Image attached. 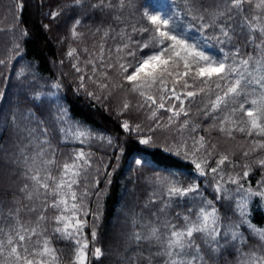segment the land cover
Returning <instances> with one entry per match:
<instances>
[{
    "label": "rangeland",
    "instance_id": "1",
    "mask_svg": "<svg viewBox=\"0 0 264 264\" xmlns=\"http://www.w3.org/2000/svg\"><path fill=\"white\" fill-rule=\"evenodd\" d=\"M20 7V5L17 6L18 9ZM163 8L166 12H163L161 16L165 18L171 17L173 10H170L168 6H163ZM6 11L10 18L0 11V61H4V63H0V93L3 94L0 95V192H3L5 188L7 189L6 186H8L10 190L19 194H16L14 196L15 199H13V192L7 193L8 196L0 193V211L3 212V217H0V219H5L10 210L15 214V210L19 208L20 213L15 219H7L0 226L4 227L5 231H7L9 228L15 227L16 220H18L25 227H36L37 218L43 212L46 219L39 222V228L37 230H43L44 236L39 237V239L43 240L47 238L52 241L55 237H59L60 239L64 238L63 240L75 244L76 253L77 245L74 240L61 236L54 229L57 227L63 229L65 224H67L68 231L74 233L76 231V218H79L85 223H83L79 235L75 238L79 239L81 243L87 242V248L85 249L87 254L86 264H91L93 258H96L94 256V250L99 248L94 247L92 249L91 243L93 242L95 245L100 246L101 243L99 240L93 239V235L91 236V240L87 239L85 229L89 225L90 220L88 219L89 214L85 215V212L88 213V211L80 207L74 213L71 206L73 203L80 205L78 202V191L86 188L87 178L98 175V166L93 162L94 157L99 158L103 170L106 169V165L102 162L103 159L111 167L113 164L112 169H115L122 163L123 150L121 146L117 145L119 144L118 139L116 140L107 133L98 132L92 126L71 116L69 107L63 99L64 89L59 80L42 76L36 71L35 66L24 57L20 39L25 35V31L15 22L13 10L7 9ZM2 26L7 27L8 30L1 29ZM175 30V34L180 35L177 29ZM192 34V38L187 34L180 36L189 45H194L197 50L203 51L206 55L218 60L216 55L209 54L202 48L199 44L201 38L197 37V39L195 38V33L192 32ZM261 57H264V53L259 51V57L255 59ZM19 58H21V61H18ZM83 58L85 59L82 60ZM96 59L97 56L91 53L89 54V58L78 53L75 62L78 61L79 65L76 68L86 69L88 62L90 60L95 61ZM99 62L102 63L100 58ZM227 62L232 63L233 60H227ZM180 67L182 68H179V71L184 70L182 62L180 63ZM103 73V71H100L102 77L104 76ZM186 80L189 87L185 88L182 83L180 91L184 94L187 91L198 92V95L194 98L184 95L180 99V101H183V104L185 103L184 111L187 112V115H184L182 112L179 116H174L173 112L168 111L169 108L178 109L173 106V103L165 102L166 99L163 96V91L158 90L160 85L157 83L151 89L142 90L147 95L153 96L156 99V104H152L149 101V110L142 113L143 118L141 121L143 126L140 127L138 124L125 118L124 121H127L130 125L129 130L125 131L127 133L137 134L136 137L139 141L151 137V143L147 145L162 144L165 146V150L190 160L194 168L195 162L206 161L204 166L205 174L201 175L195 168V179L191 181L186 179L184 181L185 185H180L178 181L180 179L179 177L175 179L177 180L175 185L173 181H169L173 177L167 180L165 186L160 185L162 182L160 178L154 181L157 186L165 188L169 186L181 188L193 185L199 186V194L178 197L183 203L188 201L192 204V207L189 208L192 209L191 212L187 211L185 206L180 205L178 200L177 206L172 205V210L170 207L168 208V215L172 216V218L167 221L174 224L176 230H181L185 227L184 216H190L192 220H195L196 210L205 206L203 201H210L212 206L215 207L223 230L232 229L236 225L241 224V216L235 206L234 200L217 199L218 194L215 191V186L217 182H220L224 189H227L230 193L233 192L237 185L229 181V177H232L238 179L239 183L243 184L245 189L250 186L253 191H264V166L258 163L260 160H264V148L260 147V144L264 143V136L258 135L255 131L252 135H248L247 129L250 125L246 122L247 117L239 110L234 114L232 113V109L238 108V105L243 102V98H238L235 101L229 100L227 107L222 106L217 111L212 112L209 105L211 101L215 100V90L212 93H208L207 91L200 93L199 89L206 88V85L200 83L199 80L194 82L191 76ZM167 81H171V84L173 82L171 77H167L166 83ZM106 83L114 84L115 81ZM57 84L59 88L55 87ZM32 86H36L38 91L30 92ZM8 87L11 91L9 97H6L8 98L6 100L5 94ZM26 91L34 95L25 93ZM122 94L123 92H120L117 99L122 97ZM161 97H163V100H161ZM253 98L255 96L248 97L249 100ZM125 102V99L120 102L122 109ZM161 102L165 104L164 108H159V103ZM245 107L247 108L248 105H245ZM130 108L138 111L141 110L142 104L139 102L131 104L128 109ZM153 112H155V116H153ZM205 112L209 114L205 115ZM226 115L230 117V120L223 127L225 129H231V135H228L227 131H221V121ZM169 117L172 118L171 122L169 121ZM38 121H43V123H38ZM185 121L188 122L186 125L184 124ZM232 121L236 123L234 124ZM144 123L146 124L145 126ZM237 124L240 127H244L246 131L240 132L236 130ZM137 125L139 126V130H137ZM181 125L184 126L181 127ZM77 126L85 132L84 135L67 131V129ZM29 129L36 130L32 136L28 135ZM43 129L47 130L46 133ZM200 137L204 138V147H200ZM213 145L215 147H212ZM41 148L45 152L42 159L52 161V163L44 167H47V170L55 178V182L57 183L62 175L64 164H75L79 166L77 168H70V173L79 171V176L72 177V179L78 180V183L72 186V191L76 193L77 199L73 201L70 196L67 197V208L64 205H60L59 209L50 206L45 209L44 190H40L41 194L39 196L35 195V186L26 176L29 167L42 166L39 159L35 165L32 163V158ZM197 149L199 150L197 151ZM22 151L23 154H21ZM209 151L212 153L210 156L207 154ZM81 152L84 153V156L77 159L78 154ZM245 153H248V155H245ZM224 155L228 156L229 159L219 166L217 173H212L210 169L216 168L217 161ZM26 157L27 164L25 163ZM245 171L249 173L247 177L243 175ZM160 177L166 178L167 176L163 174ZM221 177L223 178L222 180ZM48 182L50 188L55 186L52 180ZM25 185H28L27 189L21 191V189L25 188ZM64 191H67V189ZM29 194H32L31 199H29ZM53 199H59V197L49 195L48 204H51ZM170 202L172 203V200ZM247 205L246 211L250 219V214L254 210H262L264 212V198L251 197L247 201ZM29 209H35V211H29ZM208 210L210 211L211 209ZM58 215H63L64 217L60 223H57L54 219ZM251 223L253 224L252 221ZM253 225L257 228H264V222ZM133 228L136 229L135 226ZM123 231L122 228H118L115 233L117 236L121 235L124 239ZM237 231L242 233L243 237L246 238L245 244H241L238 241L233 242L230 237L227 241L221 238L219 246H213L218 247L216 251L211 250V248L203 243L200 234H195V242L200 245V255L203 257V264H241V260L243 259L241 252H256L257 255H264V242L254 238L248 230L247 225L241 224ZM96 233L95 231V237ZM167 235L168 233L165 232L161 234V237L163 238ZM0 238H3L2 234H0ZM36 239L37 237H33L30 242V248L31 245L35 244ZM130 241L127 242L126 249ZM135 243L133 241L134 249L130 253H120V255H124L122 259L124 262L122 264H129L125 261L129 260L126 256L131 258L130 264H138L139 259L136 251H139L143 259L147 258L150 253L153 254L152 264H165L166 256L162 254L155 255L156 253H162L163 249L161 244L153 241L151 244L144 243V247L135 248ZM123 244H125L124 240ZM123 244L121 246L123 252H125L126 249L124 250ZM50 247L54 248L57 254V249L52 243H50ZM101 250L103 253V249ZM224 252H230L232 255L226 256L225 254L224 256ZM142 264H147L146 259H144Z\"/></svg>",
    "mask_w": 264,
    "mask_h": 264
},
{
    "label": "trees",
    "instance_id": "2",
    "mask_svg": "<svg viewBox=\"0 0 264 264\" xmlns=\"http://www.w3.org/2000/svg\"><path fill=\"white\" fill-rule=\"evenodd\" d=\"M262 3L264 0L246 2L243 5L242 15L249 20L259 17V23L264 26V7H257ZM109 4L113 7H108ZM18 5L21 6L19 9ZM93 5L98 6L93 7ZM163 6L173 10L172 16L168 18H171V26L177 29L180 35L187 34L192 38V32L195 33V38H201L199 44L202 48L209 54L216 55L218 59L225 56L228 60H233L234 56L236 59L259 57L260 50L256 49L255 45L260 44L264 36L256 32L255 44L250 43L253 34L248 28L240 27L241 16L235 11L233 12L235 19L229 22L234 29V33H229L230 40L221 35L219 27H204V24H213L212 14L224 8L222 0H131V6L124 8L118 7V0H103V4L101 0H79V2L77 0H0V11L10 18L6 10H13L15 22L26 31V35L20 39L24 57L42 76L59 80L64 89L63 99L69 107L71 116L92 126L98 132L107 133L118 139L117 145L123 150L122 163L115 169H112L113 164L111 167L103 159L102 162L106 165V169L103 170L99 158L94 157L93 162L98 166V175L88 177L86 188L78 191V202L89 214L90 223L85 229L87 239L91 240L92 232L95 230L97 232L95 239L100 241L101 246L92 242L91 248L103 249V255L93 258L91 264H122L124 255L121 254L120 257V253H130L134 249V232H146L144 225H151L159 228L161 234L165 233L163 222L172 218L168 215L169 207L172 210V205L177 206V200L180 205L186 207L187 211L192 207L188 201L183 203L178 197L174 196L170 199L166 194L167 188L157 186L154 181L160 178L162 180L160 185L165 186L167 180L173 177L169 181H173L175 185L177 181L175 179L179 177L178 181L182 186L186 179L191 181L196 177L193 163L183 156L165 150L162 144H142L136 137L137 134L127 133L122 128L125 118L140 127L143 126L142 113L149 110L150 102L139 92L132 91V85L123 80L117 72L101 67L102 63L115 64L117 60L123 64L132 62V58L127 56V50L117 52V48H123L124 44H129L132 50L137 52V59L143 57L145 53L151 54L149 49L135 47L136 44L148 42L151 32H134L133 27L137 30L149 27L141 14L150 11L151 14L163 15V12H166ZM52 12H58L59 15L53 18L50 15ZM200 16L204 17L203 21L199 19ZM77 20L80 21L79 24H76ZM215 22L219 24L223 22V18L216 17ZM1 29L8 30L4 26ZM101 46L104 49L102 63L99 62ZM237 50H239L238 56H236ZM70 51L71 56L68 54ZM78 53L88 58L91 53L97 56V59L91 63L90 60L88 67L78 72L76 66L79 62H75ZM18 61H21V58ZM94 66L95 72H93ZM100 71H106L108 78L102 77ZM81 76L84 77V87H80ZM188 78L184 77L175 85L167 81L168 91H163L166 103H173L176 109L180 108V100L174 97L169 99L171 89L175 87L177 95L184 97L185 94L180 91V86L183 80ZM171 80L173 81V77ZM109 81L115 83H106ZM102 84L107 87L102 88ZM9 87L5 98L10 95ZM35 90L38 91L36 86H32L30 92ZM30 92L25 93L31 94ZM88 92L94 93V96L88 95ZM120 92H123L122 97L117 99ZM124 99L129 105L139 102L142 104L141 110L122 109L120 102ZM184 105L185 103L183 107ZM138 160L141 163L138 164ZM163 174L167 177L161 178ZM6 187L7 189L0 193L8 196L7 193L13 192L15 199L14 196L19 193ZM250 217L253 224L264 222L262 210H254ZM118 228L124 230V239L121 235H116ZM63 239L55 237L51 241L60 258L58 264H73L75 244ZM129 240L131 241L126 249ZM121 244L124 250L126 249L125 252ZM138 247H144V244L138 246L135 243V248ZM136 252L138 264H142L144 259L139 251ZM225 254L232 255L230 252H224V256ZM126 258L129 260L125 261L130 264L131 258L127 256Z\"/></svg>",
    "mask_w": 264,
    "mask_h": 264
},
{
    "label": "snow or ice",
    "instance_id": "3",
    "mask_svg": "<svg viewBox=\"0 0 264 264\" xmlns=\"http://www.w3.org/2000/svg\"><path fill=\"white\" fill-rule=\"evenodd\" d=\"M79 2V0H77ZM224 8L212 14L214 20L213 24H204V27L217 26L220 29V33L226 39H231L229 33L233 32L234 29L231 27L230 21L234 20L233 12L235 11L237 15L241 16L240 27L248 28L253 34L250 37V43L255 44V33L259 32L264 36V26L259 23V17H253L249 20L247 17L242 15L244 8L243 5L251 0H222ZM103 4V0H101ZM98 5H93L97 7ZM126 6H131V0H118V7L124 8ZM108 7H113L109 4ZM257 7H264V3L257 5ZM50 15L55 18L59 15L58 12H52ZM142 18L147 21L149 27L141 28L137 30L133 27V31L140 32H151V38L148 42L144 44H136L135 47L138 49H149L151 54L145 53L143 57L137 59V52L132 50L129 44H124L123 48L118 47L117 52L122 50H127V56L132 58V62L123 64L119 63V60L115 64L108 63L107 65L101 64V67H106L117 72L118 75L122 77L123 80L128 81L132 85V91H139L142 96L146 97V100L156 104V99L153 96L147 95L143 89H151L153 85L159 83L160 91H168L166 78L173 77L174 85L179 83L184 77L191 76L193 81L199 80L200 83L206 85V88H200L199 92L212 93L214 90L216 92L215 100L210 102V109L212 112L217 111L222 106L227 107L229 100L235 101L238 98H243V102L238 105V108H233L232 113L234 114L237 110L241 111L242 114L247 117V123L250 127L247 129L248 135H252L255 131L258 135L264 136V57L254 59L253 57L236 59L233 57V62L228 63L227 56L221 59H214L212 56L206 55L203 51L196 49L194 45H189L180 35L175 34V28L172 27L171 18H165L159 14H151L150 11H144ZM223 18V22L216 24L215 18ZM119 19V17H117ZM201 21L204 20L203 16H200ZM80 21L77 20L76 24ZM26 35V31H25ZM107 35V33H105ZM256 49L264 52V40L260 44L255 45ZM104 49L101 46L100 60L103 62ZM69 56L72 55L70 51ZM239 55V50H237L236 56ZM92 61H90L91 63ZM183 64V71H179L180 63ZM4 63V61H0ZM251 65V66H250ZM195 66V67H193ZM75 67V66H74ZM78 72L79 68L76 69ZM96 71V67H93V72ZM104 77L107 79V72L103 73ZM82 83L80 87H84L83 80L84 77L81 76ZM214 85V88H213ZM183 86L185 88L189 87L187 80H183ZM59 88V85H55ZM102 88H106L107 85H101ZM258 93V95H256ZM0 95H3L0 93ZM88 95L94 96V93L88 92ZM186 97L194 98L198 95V92L187 91L185 93ZM249 96H255V98L249 100ZM174 97L176 100H180V95L175 92V87L171 89V99ZM99 99V97H96ZM163 100V97H161ZM245 105H248L246 108ZM165 104L163 102L159 103V108H164ZM129 104L125 102L123 104V109L127 110ZM168 111L173 112L174 116H179L182 112L187 115L184 111L183 101H181V106L178 110L169 108ZM205 112V115H208ZM155 116V112H153ZM171 117L169 121L171 122ZM230 117L226 115L221 121V131H227L228 135H231V129H225L223 125L228 123ZM38 123H43V121H38ZM188 122L185 121L186 125ZM232 123H236L232 121ZM123 129L129 130L130 125L127 121H124L121 125ZM184 125H181L183 127ZM137 130L139 126L137 125ZM236 130L240 132H245L244 127H240L237 124ZM35 129H29L28 135L32 136ZM46 133V129H43ZM69 132L79 133V135H84L85 132L82 131L79 126L75 128L67 129ZM111 142V141H110ZM43 143V142H42ZM142 144L151 143V137L142 139L140 141ZM195 144V142H194ZM200 147H204V138L200 137L199 140ZM212 147H215L214 145ZM260 147L264 148V143L260 144ZM199 149H197L198 151ZM23 154V151L22 153ZM209 156L212 153L209 151L207 153ZM45 155L44 149L41 150L32 158L33 165L39 159L41 161V167H29L26 173L28 179H30L35 186V195L39 196L40 190H44V208L53 207L60 208V205H64L67 208V197H71L73 201L77 199L76 193L72 191V186L78 183V180L72 179L73 176H79V171L71 172L70 168H77L79 166L73 164H64L62 175L59 182H55V178L51 176V173L44 167L47 164L52 163L50 160H43L42 157ZM248 155V153H245ZM84 156L81 152L78 154L77 159ZM229 159L228 156L224 155L217 161V167L211 168L212 173H217L219 166L224 164L225 161ZM195 162V161H194ZM25 163L27 164V157L25 158ZM141 163V161H137ZM260 165L264 166V160L258 162ZM206 161L195 162L196 170L204 175V166ZM247 167V166H246ZM43 173V175H42ZM248 171H245L243 175L248 176ZM223 178L221 177V180ZM49 180L54 182V187L50 188ZM229 181L237 187L233 192H229L227 189L222 187L220 182H217L215 186V191L217 192V199H228L234 200L235 206L238 209L239 215L241 216V224L247 225L248 230L251 232L254 238L259 239L264 242V228H257L251 223L248 213L246 211L248 205L247 201L251 197H261L264 198V191H253L249 186L247 189L244 188L243 184L239 183L236 178L229 177ZM28 185H25V191ZM67 189V191H64ZM166 194L169 198L171 197H187L190 194H199V186L193 185L186 188L169 186L166 189ZM59 197V199H53L51 204H48V196ZM32 198V194H29V199ZM194 198V197H193ZM155 202V201H153ZM204 207H200L196 210V218L192 220L190 216H184L185 227L181 230H176V226L171 224L170 221L163 222V228L168 233L166 237H161L160 229L151 226L144 225L147 229L146 232H136L133 234V239L139 246L144 243L151 244L155 241L162 245V253H156L155 255H164L167 257L165 264H203V257L200 255V245L195 242V234H200L203 243L211 248V250H218L219 242L221 238L226 241L230 237L233 242H240L241 244L246 243V238L243 234L237 231L241 224L236 225L232 229L223 230L220 225V219L217 215V210L210 201H203ZM72 210L75 211L81 206L73 203ZM208 209H211L210 211ZM29 211H35V209H29ZM163 211V209L161 210ZM192 209H189L191 212ZM20 213V209L15 210V214L10 210L5 219H0V225L6 222L7 219H15ZM87 215V212H85ZM179 215V214H178ZM0 217H3V212L0 211ZM46 218L41 212V215L37 218L36 227H25L16 220V226L9 228L5 231L4 227L0 226V234L3 238H0V264H58L59 256L56 254V250L50 247L51 241L47 238L40 240L39 237L44 236V231L37 229L39 228V222L44 221ZM57 223L62 222L64 219L63 215H58L55 218ZM84 221L76 218V231L74 233L68 231V226L65 224L63 229L57 227L54 231L61 236L68 239H73L77 245V250L75 253V258L73 264H86V251L87 242L81 243L79 239H76L79 235L80 228L82 227ZM93 239H95V231H93ZM33 237H37L35 244L31 245ZM103 255L100 248L94 250V256L99 258ZM152 255L146 259L147 264H152ZM243 259L241 264H264V255H257L256 252L243 253L241 252ZM190 257V258H189Z\"/></svg>",
    "mask_w": 264,
    "mask_h": 264
}]
</instances>
